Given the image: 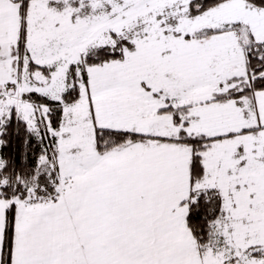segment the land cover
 <instances>
[{
	"label": "snow or ice",
	"instance_id": "1",
	"mask_svg": "<svg viewBox=\"0 0 264 264\" xmlns=\"http://www.w3.org/2000/svg\"><path fill=\"white\" fill-rule=\"evenodd\" d=\"M0 264H264V0H0Z\"/></svg>",
	"mask_w": 264,
	"mask_h": 264
}]
</instances>
